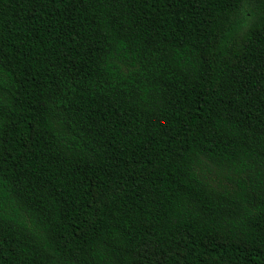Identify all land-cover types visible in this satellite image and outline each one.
<instances>
[{
  "label": "trees",
  "instance_id": "obj_1",
  "mask_svg": "<svg viewBox=\"0 0 264 264\" xmlns=\"http://www.w3.org/2000/svg\"><path fill=\"white\" fill-rule=\"evenodd\" d=\"M0 264H264V0H0Z\"/></svg>",
  "mask_w": 264,
  "mask_h": 264
}]
</instances>
